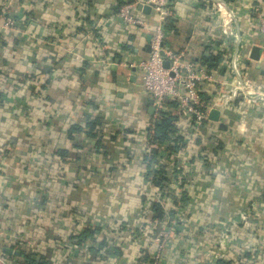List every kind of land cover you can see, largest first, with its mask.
<instances>
[{
	"label": "crops",
	"instance_id": "1",
	"mask_svg": "<svg viewBox=\"0 0 264 264\" xmlns=\"http://www.w3.org/2000/svg\"><path fill=\"white\" fill-rule=\"evenodd\" d=\"M127 1L0 0V264L30 254L47 264H149L162 201L176 227L161 264L264 260V98L219 110L177 154L184 169L164 157L162 195L145 161L157 113L132 67L149 59L161 19L137 9L146 28L127 29L116 18ZM168 9L167 49L199 64L220 57L213 73L226 86L208 87L229 93L239 70L238 82L264 91V52L250 59L264 0H168ZM191 123L180 116L178 130Z\"/></svg>",
	"mask_w": 264,
	"mask_h": 264
},
{
	"label": "built area",
	"instance_id": "2",
	"mask_svg": "<svg viewBox=\"0 0 264 264\" xmlns=\"http://www.w3.org/2000/svg\"><path fill=\"white\" fill-rule=\"evenodd\" d=\"M140 5L150 7L159 14L161 20L150 43L151 54L149 59L132 67H136L142 72L144 93L153 100L157 114L161 111H169L191 119L193 133L188 138L189 140L187 139L186 144L188 146L194 145L195 137L210 122L209 115L213 109H229L234 106V101L237 97L254 96L264 98V91H261L260 87L256 83L251 82L250 79L242 78V82H238L241 71L236 70L237 79L231 85V91L226 94L218 90L217 99L215 98L210 108H206L201 97L202 89L206 85L214 83L220 84V89L226 85L218 83L215 73L208 71L206 66L188 59L185 51L178 52L166 48L165 27L171 16L168 9V0H129L118 9L116 18L122 21L127 29L138 31L146 28V23L135 15ZM257 23L258 33L262 38L261 48L264 52V14L260 15ZM10 25L11 22L6 24V26ZM225 34L229 36L227 31ZM235 60L238 61L237 57ZM165 63L169 64L168 68L165 67ZM170 103H173L175 107H171ZM185 151H187V148ZM184 156L186 157V155ZM178 161L184 169L185 160L181 161V163L179 158ZM161 203L164 205L163 201ZM173 226H175V222L169 216L162 223H159L157 232L152 240V245L154 246L152 264H161L164 252L174 232ZM252 254L254 256L249 259L245 258L246 256L243 254L239 259L233 260L231 264H264L262 256H258L254 252Z\"/></svg>",
	"mask_w": 264,
	"mask_h": 264
},
{
	"label": "trees",
	"instance_id": "3",
	"mask_svg": "<svg viewBox=\"0 0 264 264\" xmlns=\"http://www.w3.org/2000/svg\"><path fill=\"white\" fill-rule=\"evenodd\" d=\"M1 15V11H0ZM172 22V21H171ZM220 57H202L201 64L206 66L208 71L215 72L220 62ZM217 85H212L208 87L206 85L201 91V97L205 103L206 108H210L215 101L218 88ZM172 107H175L173 103H170ZM157 120L153 125V132L151 137V144L154 145L153 149H150V153L146 157V162L148 163L149 176L151 177L152 183L156 188L160 190L162 195H166V186L170 184L169 172L166 171L167 166L162 162V159L166 157L168 160H172L173 163L177 162V154L186 147L187 143V133L192 126L189 124L188 128L185 130H178V124L180 121V116L173 114L169 111H161L157 114ZM211 123V121L209 122ZM99 121H93L89 123V128L91 131V136H96L93 134L94 131L98 130ZM195 148V147H194ZM174 173V172H173ZM176 174V170H175ZM173 174V175H175ZM155 211L157 214L159 223H162L165 219L163 214V209L161 204L157 202L155 204ZM75 209H70V212H74ZM26 264H47V262H37L32 254L26 255ZM146 258V257H145ZM148 259V257H147ZM148 259L147 262L152 264L153 261Z\"/></svg>",
	"mask_w": 264,
	"mask_h": 264
},
{
	"label": "water",
	"instance_id": "4",
	"mask_svg": "<svg viewBox=\"0 0 264 264\" xmlns=\"http://www.w3.org/2000/svg\"><path fill=\"white\" fill-rule=\"evenodd\" d=\"M139 10H143V11H146V10H149L150 7L148 6H139L138 7ZM147 50L149 51V46L147 47ZM263 54V49L261 47H258V46H254L252 48V51H251V55H250V59L252 61H255V62H258L260 61V57L262 56ZM249 59V60H250ZM165 67L168 68L169 67V64L168 63H165ZM151 104H154L153 100H151ZM156 112L155 108H153L151 110V113L153 112ZM220 115H221V112L217 109H213L211 112H210V115H209V119L210 121L212 122H219V119H220ZM4 252L8 253V254H12V253H15L16 255H20L21 253L19 252H14L12 249H5Z\"/></svg>",
	"mask_w": 264,
	"mask_h": 264
},
{
	"label": "rangeland",
	"instance_id": "5",
	"mask_svg": "<svg viewBox=\"0 0 264 264\" xmlns=\"http://www.w3.org/2000/svg\"><path fill=\"white\" fill-rule=\"evenodd\" d=\"M174 222H176V220H174ZM174 227V230H175V227H176V225L175 226H173Z\"/></svg>",
	"mask_w": 264,
	"mask_h": 264
}]
</instances>
